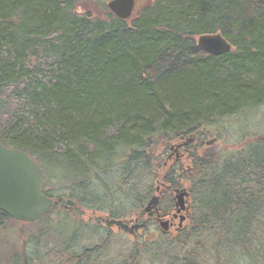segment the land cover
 I'll use <instances>...</instances> for the list:
<instances>
[{"label": "trees", "instance_id": "16d2710c", "mask_svg": "<svg viewBox=\"0 0 264 264\" xmlns=\"http://www.w3.org/2000/svg\"><path fill=\"white\" fill-rule=\"evenodd\" d=\"M107 1L0 0V140L63 166L70 183L63 195L44 190L57 203L26 223L37 234L6 264H259L264 135L230 149L205 140L222 119L264 105V0H153L131 20ZM88 2L102 13L80 10ZM212 33L231 52L203 50L196 38ZM195 134L187 164L164 166L157 150ZM174 188L191 204L175 234L153 221L128 241L84 217L90 204L143 218L155 193L167 212ZM10 223L26 225L0 211V231ZM83 233L94 242L82 246Z\"/></svg>", "mask_w": 264, "mask_h": 264}, {"label": "water", "instance_id": "95a60500", "mask_svg": "<svg viewBox=\"0 0 264 264\" xmlns=\"http://www.w3.org/2000/svg\"><path fill=\"white\" fill-rule=\"evenodd\" d=\"M107 6L118 18L129 19L135 12L136 0H109ZM197 41L199 46L210 54L222 55L233 49L231 42L220 33L201 34ZM192 141L193 139L187 140L183 145H189ZM44 179L43 167L27 151L8 147L0 140V211L11 219L24 223H36L45 218L53 208L55 199L44 193ZM176 193L177 210L180 212L187 208L189 191L186 188L176 189ZM159 201L160 196L154 194L145 211L149 218L156 212L161 229L168 231L170 221L161 220ZM104 221L108 226L119 227L131 234L146 227L147 223L146 220L129 224L114 218H106Z\"/></svg>", "mask_w": 264, "mask_h": 264}, {"label": "rangeland", "instance_id": "374dc122", "mask_svg": "<svg viewBox=\"0 0 264 264\" xmlns=\"http://www.w3.org/2000/svg\"><path fill=\"white\" fill-rule=\"evenodd\" d=\"M153 0H137V6L136 8L138 10H141L142 6H144L147 3H150ZM107 5V3H106ZM102 5L98 4L97 2H88L83 5H81L80 10L85 11L86 8L92 9L96 13H102ZM210 131L213 132V136L208 137L205 140V143L208 144V146H219L222 149H230V148H236L239 145L246 140L256 139L259 137H263L264 135V105L261 106V108L241 113L236 116H230L225 119H222L219 125H216L215 127H211ZM171 146V143H170ZM170 151H166L163 149V147H160L157 150V154L160 153V155L163 154V157L168 162V154ZM171 162V161H169ZM187 156L184 155L182 163L187 164ZM40 165L43 167L44 173H45V179H44V187L45 190L49 189L52 191L53 195L59 196L60 193L66 194L69 192L70 183L65 182L64 179H61V177L65 174H67L66 169L63 168L61 165H45L43 163H40ZM166 166H169L167 163ZM155 169L152 168L151 171H154ZM60 185V186H59ZM151 198V194L147 197L145 203ZM118 201V197L116 198ZM147 204V203H146ZM145 204V205H146ZM95 206V205H94ZM90 204L86 206L84 211L86 212L84 217H88L90 214H95L97 216H102V214L109 215V212L105 211L104 213L100 214V211H92V207ZM107 207H113L114 205L111 203V205ZM138 215L136 212L130 213L128 211L127 217L123 219H127L128 221L130 219L136 218ZM95 220V219H94ZM96 221V220H95ZM9 226V224H7ZM10 226L0 231V264H6L8 263L9 258L12 256L11 254L15 252V250H20L23 239H29L30 235H36L37 234V227L31 224L22 225L19 223H10ZM73 226L75 228L78 227V224L70 225L68 227H65V230H73ZM102 227L104 229H107L105 225L102 224ZM62 228L59 227L58 231ZM111 229V228H110ZM109 230V228H108ZM113 233L118 235L121 230L113 227ZM152 231V230H150ZM123 233V232H122ZM127 236L126 239L128 241H133L134 237L130 234L124 233ZM62 236H67L65 234H62ZM68 237V236H67ZM118 238H122L120 236H117ZM115 237V239H117ZM42 240H45L44 242H51L54 243L51 236H49L48 239L43 238ZM82 242V246L84 245H90L94 242V239L88 237L86 238V234L83 233L82 239H80ZM116 243V242H115ZM44 244V243H43ZM9 257V258H8ZM249 260L245 259L241 261V264H248ZM259 264H264V258L260 259Z\"/></svg>", "mask_w": 264, "mask_h": 264}, {"label": "flooded vegetation", "instance_id": "af4514ba", "mask_svg": "<svg viewBox=\"0 0 264 264\" xmlns=\"http://www.w3.org/2000/svg\"><path fill=\"white\" fill-rule=\"evenodd\" d=\"M195 137H196V134H195L194 138ZM183 142H185V140L183 138H179V139H177V140H175L174 142L171 143V146L167 150V151H170L169 154H168V162H167V160L164 159V162H163L164 166H166L167 163L170 166V165H172V163L178 161V157L176 155H179L180 158H182L185 155V150L188 149L191 146V144H189L188 146H184ZM178 144H182L183 147L178 148V146H179ZM169 161H171V162H169ZM173 198H174V196H173ZM190 208H191L190 202L187 204V208L185 210L180 211V212H178V210H177L176 202L174 203V205L171 208H169V210L167 212H165L164 210L160 209V206H159V213L161 214V220H169L170 221V224H169L170 228H169V231H168L167 234H169V235L175 234V231H178L182 227L181 226L182 223H183V226H184V224H186V222L189 219ZM183 216L186 219L182 221V217ZM145 217H143V218L137 217V218L139 220H141V221L144 220V219H148L147 215ZM137 218H135L133 220H136ZM158 218H159V215L156 212H153V214H152V216L150 218V221L148 223H152L153 221L158 223ZM136 234H138V233H136Z\"/></svg>", "mask_w": 264, "mask_h": 264}]
</instances>
